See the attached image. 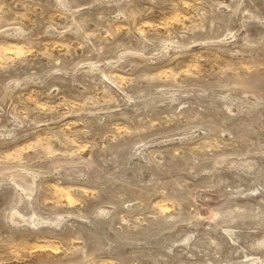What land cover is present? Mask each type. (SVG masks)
<instances>
[{
    "label": "rangeland",
    "instance_id": "1",
    "mask_svg": "<svg viewBox=\"0 0 264 264\" xmlns=\"http://www.w3.org/2000/svg\"><path fill=\"white\" fill-rule=\"evenodd\" d=\"M0 264H264V0H0Z\"/></svg>",
    "mask_w": 264,
    "mask_h": 264
}]
</instances>
